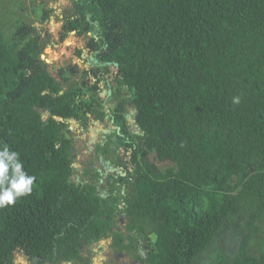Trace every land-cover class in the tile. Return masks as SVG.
I'll return each instance as SVG.
<instances>
[{"label": "trees", "instance_id": "trees-1", "mask_svg": "<svg viewBox=\"0 0 264 264\" xmlns=\"http://www.w3.org/2000/svg\"><path fill=\"white\" fill-rule=\"evenodd\" d=\"M4 1L0 146L17 151L36 181L31 195L0 209V264H17L15 251L78 257L81 239L107 232L108 211L69 180L70 140L53 116L74 115L68 90L59 94L63 84L34 65L45 41L33 17L42 22L53 7L38 4L31 18L22 0ZM73 10L62 40L92 29L88 15L123 35L113 57L133 92L142 149L169 162L150 175L141 152L138 192L126 197L134 226L156 233L153 264L263 262L249 250L264 235V0H73ZM232 225L234 247L204 257Z\"/></svg>", "mask_w": 264, "mask_h": 264}, {"label": "flooded vegetation", "instance_id": "flooded-vegetation-1", "mask_svg": "<svg viewBox=\"0 0 264 264\" xmlns=\"http://www.w3.org/2000/svg\"><path fill=\"white\" fill-rule=\"evenodd\" d=\"M32 1L35 7L38 4L45 5V8L53 7V13L48 14V18L42 22L33 17L37 33H40L42 41H45V47L34 65L40 69L44 68L63 84L59 94L68 90L67 97L74 115L66 118L53 116L62 123V129L70 140L68 155L73 170L69 180L75 182V186L82 192L101 198L104 209L108 211L107 215H103L108 228L105 234L91 243L87 238L81 239L78 248L73 250L75 254L79 251L78 257L70 255L67 259L62 258L64 254L57 253L55 249L52 258L39 256L40 259L35 262L34 257L24 255L23 251L19 253L25 256L30 264H95L91 260L94 245L99 246L102 241H106L108 253L104 254L105 258L98 264H153L156 233L151 229L146 237L134 226L126 197L130 191L138 192L134 190V182L135 172L141 162L137 159L141 158V152L144 153L146 161L150 162L149 174L156 166L162 167L158 165L159 160L153 152L142 149L144 133L137 122L133 92L131 87L122 81L120 63L113 57L118 48V40L122 39L123 35H117L116 31L104 28L101 21L90 19L91 16L88 15L92 29L88 27L81 31V34L73 29L67 35L73 34L83 38V45L73 46L74 55L69 62L62 63L57 69H51L40 61V57L48 45L52 47L65 40L61 39V32L69 17L74 14L73 0H67L70 6L62 9L59 14L56 13L54 0ZM29 16L32 18L31 13ZM55 16L59 17L57 20L60 23L57 40H53L52 34L46 30L45 36L41 34L45 23L56 19ZM29 67L32 68L33 65L26 68ZM54 69L57 74L56 71L54 74ZM41 116L47 120L51 112L43 107ZM93 206L99 209L98 206ZM120 234L123 239L116 244V238Z\"/></svg>", "mask_w": 264, "mask_h": 264}, {"label": "rangeland", "instance_id": "rangeland-1", "mask_svg": "<svg viewBox=\"0 0 264 264\" xmlns=\"http://www.w3.org/2000/svg\"><path fill=\"white\" fill-rule=\"evenodd\" d=\"M6 2V0L4 1V3ZM16 2H20V0H16ZM23 2V6H24V10L26 14L31 13V8L34 7V3L32 4V0H22ZM54 4H56V13L59 14L62 9H65L67 7H69V2L67 0H54L53 2ZM8 5H0V18H3V20H6L9 18V16L7 15V7ZM56 19L51 20L48 23H45V25L43 26L45 29L41 30V34L43 36H45L44 30L47 31V33L52 34L53 40H57L56 38L58 37V30L60 28V23L57 20L59 17L55 16ZM42 26H40V28H43ZM56 42V41H55ZM83 45V38L78 37V36H73V34H69V36H67V38H65V40L61 43H58L57 45L54 46H47L45 51L43 52L42 56L40 57V61H42L43 63H45L46 65H49V67L55 68L57 69L58 67H60L62 65V63H67L69 62L70 58H72V56L74 55V50H73V46H82ZM51 47V48H50ZM50 51V52H49ZM54 69V74H55V70ZM57 74V71H56ZM169 163L168 162H159L158 161V165H160L161 167H165L167 166ZM263 226H264V221H263ZM237 225H232L231 227H229L226 231H224L223 234H221L219 236V241L218 244L214 243V246H211L210 252L209 253H205L204 257L210 256V254H213L215 252V248L221 244L222 247L224 246H229L227 247L228 250H231V245L232 247H234V243H236V241H238L239 237L236 235V231L237 229ZM264 233V228L263 231ZM239 235V232H238ZM235 236L236 239H233L232 237ZM133 238V237H132ZM253 244L250 247L249 253H253L257 252L258 257H260V260L263 262H260V264H264V235L261 233L260 235H257V237L255 236L253 239ZM105 242V241H104ZM263 254V256H261V254ZM255 255V254H254ZM204 257H202V260H204ZM14 259H15V263L17 264H30L29 260L21 255L18 251H15V255H14ZM206 260H211L210 257H208ZM201 264V262L199 263Z\"/></svg>", "mask_w": 264, "mask_h": 264}, {"label": "clouds", "instance_id": "clouds-1", "mask_svg": "<svg viewBox=\"0 0 264 264\" xmlns=\"http://www.w3.org/2000/svg\"><path fill=\"white\" fill-rule=\"evenodd\" d=\"M233 103H239V99L234 98ZM35 181L36 177L25 170L20 154L7 144L0 146V209L31 195Z\"/></svg>", "mask_w": 264, "mask_h": 264}, {"label": "crops", "instance_id": "crops-1", "mask_svg": "<svg viewBox=\"0 0 264 264\" xmlns=\"http://www.w3.org/2000/svg\"><path fill=\"white\" fill-rule=\"evenodd\" d=\"M107 245L106 241H102L101 244L94 245V255L92 256L91 260L95 263L98 264L103 258H105L104 254L107 252ZM108 253V252H107Z\"/></svg>", "mask_w": 264, "mask_h": 264}, {"label": "water", "instance_id": "water-1", "mask_svg": "<svg viewBox=\"0 0 264 264\" xmlns=\"http://www.w3.org/2000/svg\"><path fill=\"white\" fill-rule=\"evenodd\" d=\"M28 257V256H27ZM40 259L39 256L34 257V261L37 262Z\"/></svg>", "mask_w": 264, "mask_h": 264}]
</instances>
